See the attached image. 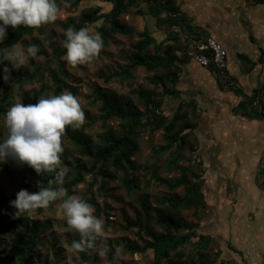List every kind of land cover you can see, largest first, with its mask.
I'll return each instance as SVG.
<instances>
[{
    "label": "rangeland",
    "instance_id": "1",
    "mask_svg": "<svg viewBox=\"0 0 264 264\" xmlns=\"http://www.w3.org/2000/svg\"><path fill=\"white\" fill-rule=\"evenodd\" d=\"M122 1L127 6V12L120 17V20L128 25L129 31L126 34L111 35V40L103 48V52L87 64L73 68L62 59L66 53L60 56L59 60H56L53 49L58 51L64 49L63 44L66 36L62 26L65 23L69 20L78 22L82 11L87 8H98L100 13H106L110 9V5L107 3L89 0L81 2L77 8H63L61 5V12L57 21L48 24L42 33L26 34L19 40L25 49L29 44L38 45L43 54L37 55L33 63L30 62L29 57L26 65L18 70L14 69L11 63L5 61L13 74L14 81H12L11 98L5 104V114L0 116V141L6 134L5 115L8 108L17 102H22L25 105L30 104L33 94L39 90L41 83L25 81V76L33 74L36 69L43 71V83L45 84L43 96L56 95L57 91L61 94L64 90L70 91V88L74 90L73 95L80 98L82 109L86 115V122L79 128L69 126L66 129L65 135L62 137L64 148L62 156L69 162L76 159L80 160L85 170H89L92 162L88 158L82 157L78 149L71 144L67 137V131H82L97 145L99 135L107 132L117 133L121 129V122L117 119H110L103 124L97 92L105 91L115 105L144 111L143 101L137 97L136 91H160L151 79L153 75L160 74L162 71L147 72L142 67H136L132 71L131 77L126 80L112 78L106 81L105 78L128 65L127 56L133 50L132 45L141 39L140 34L143 31H149L152 34H156L155 31H157V36L163 39L174 29L148 16L144 3L139 2L136 6H130L129 0ZM173 1L174 5L177 6L180 0ZM197 1L200 4L197 7V12L203 13V4H201L203 0ZM204 6L206 16L209 19L211 17L215 19L212 24H208L209 28L220 33L225 31L221 20L223 11L217 5L214 8H211L209 4H204ZM137 11H141L143 14L139 15L136 13ZM216 22L219 24L215 25ZM100 23H91L88 27L97 32ZM227 25L233 39L228 41L231 44H228L229 51L226 54L229 59L231 57L230 63L235 70H242L247 67V62L237 58L235 52L244 53L251 60L256 61L257 52L256 54L253 52L256 47L249 44L247 38L244 39L243 36L241 38L244 31L242 28L238 29L236 25L233 26L231 20ZM13 30L9 26L6 31L9 33ZM166 44H172V41H168ZM184 45L185 40L180 38L178 41L180 51L176 52L178 57H185L186 48ZM0 50H8L5 40L0 43ZM148 52H154L152 46L148 48ZM192 66L193 62L186 66L190 80L181 73L177 84L170 85L168 83V87L181 88L182 86L183 89L184 85L193 79H196L197 82L201 80L202 83L209 81L210 76H203L200 69V72L194 73ZM50 73L60 80L59 88L54 83ZM231 73L235 74L232 71ZM3 76L4 73L0 64V98L6 90V82ZM203 77H205L204 81ZM218 81L224 89L234 86L231 81L228 84L224 83L223 80ZM241 84L245 87L244 81ZM63 85L67 88L62 87ZM228 95L232 94L229 93ZM214 97L219 98L218 96ZM191 99L197 106L194 115L188 109H183L180 114L186 112L187 121L192 123L195 129L181 152L176 166H171V160L176 155L174 147L166 152L160 151L161 147L165 145L162 130L150 131L148 128H144L141 129L139 136V152L133 158L135 164L141 167L139 172L133 175L136 189L130 192L125 188L122 173H116L114 180H106L105 182H102L95 173H86L84 181L73 188L71 195H76L88 203L90 201L96 203L99 210L98 218L104 220V233L101 239L107 241L110 248V251L103 257L95 250L87 251L88 264H109V258H111L112 264L153 263L154 257L150 250L143 254H130L124 249L119 253L116 252V246L121 243L123 245L126 243L142 245L144 241L149 240L143 231L138 233L135 228L124 229L126 221L134 220L136 212L141 211L143 200H146L148 204L152 232H161L160 227L154 224V217L160 208L158 201L167 190L158 186L155 181L149 180V173L142 169L153 164L158 167V175L168 179L178 178L182 169L191 167L188 178L190 180L198 179L204 202L208 208L202 207L197 211L194 209L183 210L180 214L187 223L195 226L194 231L197 235L204 234L212 238L208 255L210 258L218 255L216 264H264V192L257 189L261 181L257 176L255 178L257 164L260 159H264V148L261 150V146L264 144V130L260 133L261 137L255 136V139L253 138L257 141L254 142V140H250L253 135H257V132L252 124H246V128L241 129L238 119L237 122L228 121V117L224 120L218 112L213 118L208 116L204 118L203 97L194 89L190 90L189 94L181 95L178 98L164 97L162 111L164 115L170 118L179 102L190 101ZM218 129L226 130L225 137L220 136L222 141L217 140L216 132ZM243 130H247V134L249 132L256 133L246 136ZM4 164L0 163V199L2 203L7 204L24 187L35 186V182L28 174L30 171H35L26 164L21 165L15 161L10 167V174H6L2 170ZM110 172L113 171L110 170ZM183 193L182 187L175 191L178 196L183 195ZM60 203V200L54 201L40 214H25L29 223L37 222L41 226L36 248L31 255L29 264H40L45 254L48 257V264L53 263L55 255L58 258V264H77L78 254L71 250L70 244L73 240L79 239V234L68 229L66 218L59 206ZM91 205L93 206V204ZM6 207L2 208V212H5ZM25 238L27 236L22 231L17 234H0L2 245L0 251L9 257H4L0 264H13L10 259L13 249L17 246L19 239ZM196 240L197 237L192 239V241ZM229 244L232 245V248H229ZM234 250L240 251L242 254L240 255ZM25 252H28L27 247ZM196 254L197 251L192 249L190 245L184 249V255L171 254L170 258L184 262L187 261L188 257Z\"/></svg>",
    "mask_w": 264,
    "mask_h": 264
},
{
    "label": "trees",
    "instance_id": "2",
    "mask_svg": "<svg viewBox=\"0 0 264 264\" xmlns=\"http://www.w3.org/2000/svg\"><path fill=\"white\" fill-rule=\"evenodd\" d=\"M89 0H69L71 3L70 8H77L81 2ZM99 2L107 3L110 5V9L106 13H100L98 8H87L81 13L78 22L69 20L62 26L63 31L70 26L76 30L84 27L91 23L101 21L97 27L104 41V47L111 40L113 34H126L129 31L128 25L120 20V17L127 12V6L123 4L122 0H98ZM139 2L146 5V14L154 20H158L161 23L166 24L169 28L174 29L163 39L159 40L156 34H152L149 31H143L140 34V40L132 45V51L127 56L128 65L118 72H114L105 78L109 81L112 78H118L126 80L131 77L132 71L136 67H142L147 72L162 71L160 74L153 75L151 81L160 89L158 92H150L138 90L136 91L137 97L143 101L144 111H138L136 109L124 108L120 105H115L110 99L109 95L105 91L97 92V98L100 101V111L102 114L103 124L110 119H117L121 122V129L117 133L107 132L98 136V144L95 145L92 139L83 134L82 131H67L68 140L73 146H75L82 157H86L91 160L92 165L89 170H85L81 161L76 159L73 162L67 161L61 155V161L63 166H67L71 171L65 177V183L63 187L67 189L68 195L72 194L73 188L81 184L84 181L86 173H95L101 178L102 182L106 180H114L116 173H122L124 175L123 184L128 191L136 189L134 185L133 175L140 170V166L135 164L133 158L139 152V136L141 135V129L148 128L150 131L162 130L163 139L165 145L161 147L160 151L166 152L173 147L175 148V158L171 160V166H176L177 160L181 152L186 147L187 141L194 131L195 127L192 123L187 121L185 117L186 112L180 114L183 109L190 110L191 114L194 115L195 109H197L196 103L193 99L190 101H181L178 103L174 110V113L168 118L162 111L163 98H178L181 95L187 94L185 91H180L176 87L169 88L170 85H176L179 81V74L182 73V67L187 62V57H178L177 51H180L178 41L181 38L180 31H193L185 25V18L179 12L177 6L174 5L173 0H129L130 6H136ZM59 3V0H58ZM139 15L143 13L141 11L136 12ZM48 26L43 25L39 29L26 28L20 26L14 29L12 32L7 33L5 39L6 45L11 47L26 34H32L33 32L42 33L43 30ZM177 28V30H176ZM195 34V33H194ZM196 38L198 36L196 35ZM172 41V44H166V42ZM152 46L154 49L153 53L148 52V48ZM185 48L188 47V41L185 39ZM54 57L59 60L60 56L66 53L64 48L61 51L53 49ZM103 52V49L101 53ZM100 53V54H101ZM43 51L40 50L37 55H42ZM244 56H241L243 58ZM35 58L30 57V62L33 63ZM261 62V61H259ZM2 69L8 67L6 62L1 64ZM9 68V67H8ZM210 73L213 74L210 68H207ZM54 83L60 86V80L50 73ZM214 75V74H213ZM217 86L220 90L224 89L223 85L219 83L217 77L214 75ZM27 82H39L41 86L38 91L33 94V98L30 104L37 103L38 99L42 96L45 88L43 83V71L36 69L33 74L25 76ZM13 74L11 73V79L6 82V90L3 96L0 98V116L5 114V104L11 98L13 88ZM232 82V78L228 77L225 82L228 84ZM229 86V85H227ZM62 87L67 88L65 85ZM59 88V87H58ZM233 89L234 87H228ZM71 93L74 90L70 89ZM236 94H241L239 89H234ZM59 91L56 92V95ZM255 94L245 100L238 103L236 108L233 110L234 113H240L242 116L249 118H262L263 106H261L262 112L255 110L249 113L247 108L252 103L258 100V92L253 91ZM259 104V103H258ZM257 108V107H256ZM264 114V113H263ZM14 160L9 158L7 162L2 165V170L6 174H10V167L13 166ZM144 171L149 173V180H153L158 186L164 187L167 192L164 193L162 198L158 201L159 209L154 217V224L160 227L161 232L153 233L150 220L149 212L147 208V201L143 200L141 203V211L136 212L134 220H127L124 226L125 230L131 228L137 229L139 232H145L149 237V240L144 241L142 245H132L126 243L124 245V251L130 254L134 253H145L146 251H152L154 260L152 264H216L218 261V255L210 258L208 255L209 247L212 242V238L208 235L200 234L197 235L194 231L195 226L187 223L181 216V211H187L194 209L195 211L200 208H208V205L204 202L202 195L201 186L198 179L190 180L188 173L191 167H187L181 170V175L178 178H162L158 175V167L156 164L149 165L142 168ZM59 170V169H57ZM112 170L113 172H110ZM257 175L260 179L258 184V190L264 192V159H260L256 167ZM35 182L34 187H24L25 190L30 193L39 191L38 182L40 187H47L48 180L54 178L53 173H45L38 176L36 172H28ZM131 176V178H130ZM258 181V180H257ZM55 187V186H54ZM182 187L184 193L181 196L175 194V191ZM16 199L12 197L10 201ZM61 202V200H60ZM53 202L50 204V206ZM95 207V215L99 217L98 208L94 201H90ZM7 206L2 212V208ZM44 209H38L36 214H40ZM16 212L15 208L10 207V202L5 204L0 199V234H17L22 231L27 238L19 239L17 246L13 249L11 254V261L13 264H29L31 255L33 254L38 234L41 230V226L37 222H28L25 214L20 218L13 219V214ZM108 222V221H107ZM197 237L196 241H192L193 238ZM77 240V239H76ZM192 246V249L197 251L196 255L188 257L187 261L181 262L178 259H171V254H177L178 256L184 255V249L187 246ZM232 248V245H228ZM2 245L0 243V249ZM27 247L28 252H25ZM234 252L242 254L240 251L234 250ZM78 261L77 264H88L86 252L77 253ZM9 258L5 253L0 251V263L3 258ZM47 255L40 261V264H48ZM109 264H112L111 258L108 259ZM52 264H58L57 255L54 256Z\"/></svg>",
    "mask_w": 264,
    "mask_h": 264
},
{
    "label": "clouds",
    "instance_id": "3",
    "mask_svg": "<svg viewBox=\"0 0 264 264\" xmlns=\"http://www.w3.org/2000/svg\"><path fill=\"white\" fill-rule=\"evenodd\" d=\"M61 5L63 8L71 7L69 0H59V3L58 0H0V43L7 38L9 26L13 29L20 26L39 29L54 23L61 12ZM64 35L66 55L62 59L73 68L91 62L104 48L101 34L92 31L87 23L79 30L68 27ZM39 51L36 44H29L25 49L21 42H16L7 51L0 50V64L7 61L18 70L26 65L29 57L35 58ZM3 73L4 81L8 82L11 79L10 69L4 67ZM85 122L80 98L68 90L59 95H42L35 104L14 103L5 115L6 134L0 141V163H6L11 158L18 164H26L38 176L54 174L47 187H40L38 182V192L21 189L16 194V199L10 201V207L16 209L13 219L24 214L35 215L38 209H46L52 202L61 200L59 206L68 229L79 234V239L71 242V250L74 253L95 250L103 257L110 251L107 241L101 239L104 220L94 214L90 203L76 195H68L63 187L71 169L61 166L64 152L62 137L69 126L79 128ZM123 248L121 243L116 246V252H121Z\"/></svg>",
    "mask_w": 264,
    "mask_h": 264
},
{
    "label": "crops",
    "instance_id": "4",
    "mask_svg": "<svg viewBox=\"0 0 264 264\" xmlns=\"http://www.w3.org/2000/svg\"><path fill=\"white\" fill-rule=\"evenodd\" d=\"M206 1V2H205ZM203 13L197 12V7L200 5L197 0H180L177 4L179 12L185 18V25L190 27L193 31H184L181 32V38L183 40L187 39L188 44L191 39H195L196 35L198 37H211L215 39L217 42L224 47L226 52H228L229 47L228 41H232L233 37L230 33L227 23L231 20V24L233 26L242 28L244 31L242 32L241 38L243 36L244 39L247 38L249 44H252L256 47L253 52L256 54L257 52V60H251L250 57L244 53L235 52L237 58L247 62V67L244 69L235 70V68L231 65L230 59L227 56V75L232 78V83L234 84V88L231 90L229 88L220 90L215 81V77L212 73L208 71L207 68L201 67L197 65L190 59H187V62L182 67V73L187 75L186 66L193 62L194 73L201 72L203 76H210L209 81H204L203 83L200 80L199 82L196 79L188 81L187 85H184V88H178L180 91H185L189 94L190 90L194 89L195 92H199V95L203 97V105L205 108L203 109V117L213 118L215 114L218 112L219 115L227 119L228 121L239 120L241 129H245L246 124H252V127L257 132V135H253L255 133H246L247 130H243L246 136L253 135L250 141L255 139V136L258 138L261 137L260 133L264 130V112H262L261 106H263L264 110V0H203ZM204 4L210 5L211 8H214L215 5L219 7L223 11V16L221 18L222 24L224 26L225 31L221 33L212 30L209 28L208 24H212V21L215 20L212 17L209 19L204 11ZM196 5V6H195ZM194 8V9H193ZM233 12V14H230ZM211 15V14H210ZM199 17V18H198ZM219 21V18H217ZM217 21V20H216ZM219 24L216 22L215 25ZM158 33V32H157ZM195 33V34H194ZM237 37V35H235ZM236 37L234 38L236 40ZM161 37H159V40ZM241 56H244L241 58ZM255 56V55H254ZM261 61V62H259ZM203 68V70H202ZM229 68V69H228ZM200 69V70H199ZM235 72V74L231 73ZM195 78V77H194ZM242 81H244L245 87L242 86ZM200 83V84H199ZM203 84V85H202ZM188 86V87H187ZM234 89H239L241 94H236ZM253 91L258 92V100L255 103L253 102L251 106H249L247 111L252 113L251 111L258 110L262 112V118H249L242 116L240 113H234V109L238 105V103L242 100H245L249 97L254 96ZM232 95H228V94ZM214 96H218L214 97ZM260 103V105L258 104ZM257 107V108H256ZM247 121V122H246ZM260 130V132H259ZM216 131V129H215ZM239 131H241L239 129ZM242 132V131H241ZM217 140L222 141L220 136L223 138L226 135V130L221 131L218 129L216 132ZM254 138V139H253ZM210 140V139H209ZM254 142H257L254 140ZM264 148V144L261 146V150Z\"/></svg>",
    "mask_w": 264,
    "mask_h": 264
},
{
    "label": "built area",
    "instance_id": "5",
    "mask_svg": "<svg viewBox=\"0 0 264 264\" xmlns=\"http://www.w3.org/2000/svg\"><path fill=\"white\" fill-rule=\"evenodd\" d=\"M185 55L197 65L210 68L220 81L227 78V54L219 42L211 37L191 39Z\"/></svg>",
    "mask_w": 264,
    "mask_h": 264
},
{
    "label": "water",
    "instance_id": "6",
    "mask_svg": "<svg viewBox=\"0 0 264 264\" xmlns=\"http://www.w3.org/2000/svg\"><path fill=\"white\" fill-rule=\"evenodd\" d=\"M259 105H260V103H259Z\"/></svg>",
    "mask_w": 264,
    "mask_h": 264
},
{
    "label": "bare ground",
    "instance_id": "7",
    "mask_svg": "<svg viewBox=\"0 0 264 264\" xmlns=\"http://www.w3.org/2000/svg\"><path fill=\"white\" fill-rule=\"evenodd\" d=\"M199 18V17H198Z\"/></svg>",
    "mask_w": 264,
    "mask_h": 264
}]
</instances>
